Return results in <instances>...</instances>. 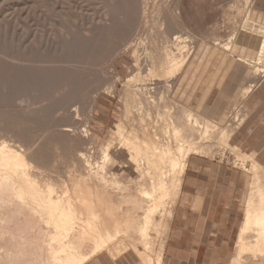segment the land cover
<instances>
[{"label": "bare ground", "instance_id": "obj_1", "mask_svg": "<svg viewBox=\"0 0 264 264\" xmlns=\"http://www.w3.org/2000/svg\"><path fill=\"white\" fill-rule=\"evenodd\" d=\"M245 1L248 6L251 5V0ZM122 3L124 4V2ZM138 3L144 5L140 7L144 8V10H142L145 15L150 3H148L147 0H142V2L140 1ZM161 5L159 8L163 7ZM169 5L168 9L172 6L171 4ZM151 6L149 8L150 10ZM155 6L152 7L154 8ZM119 7L121 6L119 5ZM109 8L107 7V9ZM129 8L132 7H128V9ZM157 10L159 9L156 8L155 11L158 12ZM160 11L159 14H161ZM109 12L110 10L106 11L104 17L109 16L110 19L111 17L114 18ZM169 13L171 15V11ZM247 14H249V12ZM144 15L142 16V21H145L143 20ZM154 15L158 17V13L154 12ZM149 16L148 14L147 17L149 18ZM147 17L145 19L149 20ZM164 18L166 17L164 16ZM247 20L245 19V21ZM110 21L113 22L112 19ZM159 21L161 20L159 19ZM146 22L144 26H146ZM155 22L152 21L153 24ZM149 23L148 25H151V22ZM158 23L157 25L159 26ZM112 24H114V22ZM154 25L156 26V24ZM161 25L164 24L161 23ZM172 25H174V23ZM162 27L163 26H161V28ZM161 28L158 29L159 32ZM163 29L164 28H162V30ZM162 30L159 34H163L164 36L165 32L162 33ZM259 30L260 29H258V31ZM182 31L183 30H180V32L176 34L174 33L175 35L173 34L172 41H169L171 39L164 40L165 38H161L163 41H160L161 43L158 42L159 45H156V41H152V37L151 41L153 45L155 43V47H152L156 49L154 50L152 48L150 52L147 51V48H143L145 51L144 53H142L143 50L140 52L139 46L141 47L143 42L135 46L130 45V43L128 44L129 46L124 47L121 53L117 52L119 50L116 51L120 53V57L124 54L130 55L128 52H130V50L132 51L131 56L135 60L134 72L137 71V74H131L127 82L123 84V91L121 90V101H123L124 104L123 117L114 125V132L111 138L103 141L99 149L93 150V148L88 146L91 138L87 133L82 134V132L81 136L79 135L81 138H78L76 134L78 139L73 137L74 130H80H77L79 123H82L80 110H82L83 104H86L83 102L85 96L82 97L80 94L77 95V92L74 93V89L71 93L69 92V89L73 88L70 85V81H68L72 78H69L71 75L70 73H72V66L66 63L70 62L71 65H73L71 61H74L73 63L78 64L79 61H75L74 58H72L71 61H67L69 59H65L66 61H59L66 66L60 65L63 66V70H65L63 74L66 72V76H64L67 80L64 81H68L69 83H64V81L62 83L61 78L63 75L60 74L62 76L60 78L61 80L56 78L58 79V83L54 81L55 79H53V81L49 80V82H55L57 85L54 87L55 84L50 83V85H53L51 86L53 89L50 90L48 88V91H53L50 92L46 98L38 99L39 102L34 98L36 101H34L35 104L30 103L31 106L34 104L33 106L40 105L41 107L45 101L48 103L49 101L51 102V99H54L51 103H55L60 100L61 95L67 96L68 98H65V100L63 98V100L61 99L62 103L56 104V108H54L55 105L54 107L50 105L52 107L51 109H55V113L48 110L52 113L49 114V116L55 114L54 117L56 118L54 121L51 118L49 119L50 121L52 120V123L50 122L51 124H41L37 130L39 133L34 138L31 137L32 134L28 131L30 129H27V133L24 132L25 130H21L25 137H28L26 135L30 134L28 137L29 139L25 138L27 140L23 141V137H19V139H22L19 140L18 136H15V132L20 126L18 123L12 126L8 125L9 123H2L5 127L7 125L14 128V126L18 125L17 130L14 128L15 131L8 128L13 131L11 134L14 133V135H10L9 130L11 138L14 136L19 141L15 140V138L13 139L15 141L9 140L10 138L6 140L5 138H7L8 135H5L6 132L4 133L2 130L4 127H1L2 129H0V132L3 131L2 133L4 135L0 134L2 136H0V139L5 136V140L0 141V264H88L95 258L101 257L104 253L116 263L123 252L129 251L132 253L131 255L139 258L143 264L163 263V254L158 255L157 253L159 252L157 251V253H155L156 256H152L148 252H142L135 245V242L132 243V240L135 239V237L139 238L140 241L144 243L146 251L149 249L150 233L156 227L155 225L157 222L154 223V218L157 212L160 213V210H163L162 212L164 214L167 212V216L170 219L172 218V211L166 210V205L172 204L173 201L167 204V200H174L175 197L173 198V196H175L177 192L180 194L182 177H184L183 175L190 156L204 154L207 151L209 152L210 148L213 149L214 147H227L229 145L227 141L232 136L234 129L240 126L244 119L243 117H234L233 125L231 126L232 130L227 129L226 132L223 131L225 133H222L220 136L217 135L219 132L215 130L213 127L214 125L209 121H200L198 116L191 113L183 115L182 117L178 114H172L174 115L172 116L170 115L171 113L168 114L169 105L165 104L164 106L163 104L162 106V103L157 101L159 93L168 94V91H170L172 87V81L174 83L173 79H176L187 67L191 54L193 53L191 52L192 49L190 50L187 48L188 37L181 34ZM152 35H154V33H152ZM159 36L161 37V35ZM147 37H145L146 40H143L144 42L147 41ZM233 37H235V35ZM68 38L70 37L68 36ZM149 40L148 38V41ZM151 41L149 42L150 44L152 43ZM68 42L70 43V41H67V43ZM78 42L80 44L84 43L82 41ZM147 42L144 43V46H146L145 44ZM189 42L191 43L190 40ZM65 43L66 42H63V45ZM190 43L188 45H190ZM63 45L61 47H66L67 44H65V46ZM69 47H71V45ZM61 49L63 50V48ZM114 49L112 51H115ZM81 51L83 52V50ZM139 52L142 53L140 55H144V60L141 59L142 57L139 55ZM4 53H6V51ZM4 53L2 55H4ZM72 53H74L73 50ZM7 55L5 57L9 58L12 56H9V53H7ZM78 55H75V58L77 56L76 60H78ZM68 56L70 57L71 55ZM17 59H19V57ZM81 59L84 61V57H81ZM141 60L145 62L144 68H149L147 70V72L149 71L148 75L153 77V79L151 78L152 83L150 85L148 83L150 79L145 83V78L141 80L142 75L140 76L141 73H138V71L144 69L142 68L143 62ZM262 60H264V40L261 43L254 64L258 65ZM23 61L24 59L22 62ZM16 62L14 64L18 69ZM41 65L43 66V64ZM48 66L52 67V65ZM44 67H46V65L43 66L42 69ZM51 67L48 68L51 69ZM36 68L37 67L34 69ZM52 68L54 69V67ZM55 68L59 69L60 67L58 65V67L56 66ZM254 70H256L254 73L256 77L263 76L264 68ZM48 72L46 71V73ZM73 77L75 76L73 75ZM46 78L48 79V76ZM258 78L259 77L254 78V80L251 81L253 84L244 88L242 92L243 97L248 96L252 92L255 88V84L259 80ZM72 79L71 81L74 82L75 78ZM134 80L136 83H134ZM47 81L45 82L47 83ZM78 89H80V87ZM81 90L82 88L79 92L81 94L86 92L85 89V92ZM107 90L111 93L113 89L107 88ZM68 94L73 95L70 98ZM163 94L162 97L164 99L165 95ZM156 95L158 97H156ZM56 97L58 99H56ZM30 99L27 98V102L28 100L33 102V99ZM24 100L22 103L26 102V99ZM20 105L22 107V104ZM50 106H48V108H50ZM32 108L33 107H28L24 110L21 108L22 110H20V112H18L20 108L14 110L18 112V116L19 113L22 116L23 113L27 112L28 109L32 110ZM145 108L149 110L153 109L157 111V114L161 111V108L162 110H168L167 113L166 111H161L163 114H166V119H162L165 123H159L157 120L160 119L149 122L148 119L152 116V111H149L151 115L149 114L150 117L147 116L149 117L148 119L144 116L148 122L144 121L142 115L148 111ZM37 110L35 108V112L33 110L32 112L36 113ZM141 110L146 111L142 113ZM30 112L31 111H28L25 115ZM140 112L142 115H140ZM155 114L154 112V115ZM161 114L162 113L159 115L163 116V114ZM145 115H148V113ZM2 117L4 116L2 115ZM152 117L151 120H154ZM136 119L139 124L135 123L137 121ZM12 122L15 123V121ZM5 129H7V127ZM21 131L19 133H21ZM31 131H33V129ZM51 133H53V136L49 135ZM47 136L51 138L48 139ZM113 139H118V143H114ZM45 143H47V146ZM42 145H45V148H42ZM245 155L246 154H244V156L242 155L243 157L240 155L241 158H239L243 162L249 157ZM249 162L250 161H246V163ZM252 162V168L250 170L254 171V175H258V178L264 177L259 176V174L264 172V167L255 160H252ZM122 164L126 165V170L124 172H122L121 169ZM63 167H66V170H63ZM171 175L175 176H172L173 180L170 178ZM179 176L181 177L180 181L177 179H180ZM254 182H256V180ZM260 183L263 184V182H259V179L256 183H253V185H256H254L255 188L253 187V193L251 191L252 195L250 194L251 197H249L250 202L247 204L248 208L245 211L244 221L238 233L237 251L233 259V264H264V185L262 187V185H259ZM258 187H260L261 190H259ZM163 213L161 215H163ZM167 216H165V218ZM166 226L168 225L165 223V228ZM159 248H162L163 251L165 249V247H161V245Z\"/></svg>", "mask_w": 264, "mask_h": 264}, {"label": "rangeland", "instance_id": "obj_2", "mask_svg": "<svg viewBox=\"0 0 264 264\" xmlns=\"http://www.w3.org/2000/svg\"><path fill=\"white\" fill-rule=\"evenodd\" d=\"M140 1L142 2V0ZM140 1L139 0H126V1L125 0L122 1L121 0L120 1L119 0H0V51L2 50L0 52L1 54L0 59L2 58L0 60V63L2 62L0 64V112H1L0 121L2 120L0 122V129L4 127V129L2 130L4 131V133L6 132L5 135L8 136L14 135V133L11 134V132H13L11 130L15 131L14 128H16L17 130L18 125H20L18 127V130L16 131L18 135L15 132L16 134L15 136H18V139L19 137L20 138L23 137L24 138L23 141H25L27 140L25 138H28L30 134H32L31 137L34 138L39 133L37 130L41 124L48 125L52 123V120L54 121L56 119L54 117L55 114H53V116L52 115L49 116V114L55 113L54 111L55 109H51V108L54 107V105H55L54 108H56L57 107L56 104L58 105L62 103L61 101L63 99L65 100V98H68L67 96L65 97L64 95H61L59 100L60 102L57 101L58 103L57 102L51 103L54 100L51 99V102L49 101L47 103V101H45L43 105H41V107L40 105L39 106L35 105L37 107L33 105L35 104L36 101L39 102L38 99L40 100L46 98L50 94V92L53 91V90L50 92L48 91L49 89L50 90L53 89L51 88V86L53 85H50L53 79H55L54 81L57 83H58L57 81L58 79L59 80L62 79L61 80L62 83L64 80H67V78L65 77L66 72L63 74V71L65 70H63V66H60L64 64H62L59 61H66L67 59H69L67 61H71L72 58H74L75 61H79L78 64L73 63L74 61H71L73 65H71L70 62L66 63L72 66V70H71L72 73H70L71 75L69 78L71 77L75 78L74 82L71 81L73 80L72 78L68 80L70 81V85L73 87L69 89V92L71 93L72 91L75 90L74 93L77 92V95L80 94L82 95V97L85 96L83 98L84 100L83 102H85L86 104H83L82 110H80L81 111L80 114L82 116L81 117L82 123H79V127L77 128V130L79 129L80 130L76 131L75 129L73 133V137L75 138L77 134L78 138H81L80 136L82 132H83L82 134L87 133L91 138L88 146L93 148V150L99 149L103 141L109 140L111 138L114 132L113 130L114 125L123 117L124 104L123 101H121L122 100L121 94L124 86L123 84L127 82V79L131 76V74L132 75L134 73L137 74V71L134 72L135 60L131 56L132 51L130 50V52H128V54L130 55L124 54L121 55L120 57L121 51L124 49L125 46H129L128 44L130 43H131L130 45L135 46L136 44L139 45L143 42L142 43L143 45L141 44V47L139 46V49L141 50L139 51L142 52L143 50L142 53H144L145 52L144 49L147 48L148 50L147 49L146 50L150 52L152 51L151 49L155 47V43L156 45H159V43H161L160 41H163L164 38H165L164 40L171 39L169 41H172L173 34L179 33L180 30H183L182 32H184V33L181 32V34L185 35V37H188L187 48H189L190 50L192 49L191 52L193 53L191 54V58L189 59L188 65L183 70V72L179 74V76L176 77V79H173L174 83L171 80L172 87L170 88V91H168V94L159 93L158 95L159 97L156 95V97H158L157 101H160V103H162V106L163 104L164 106L165 104L169 105V109H168L169 112L168 110H164V109L162 110V108L161 111L163 112L166 111V113L168 112V114L171 113L170 115L178 114L181 117L183 115H187L188 113H191L195 116H198V118H200V121L207 120L210 123H212L214 125L213 127L215 128V130L219 132L217 135L220 136L222 133L224 134L227 129L232 130L231 126L233 125L234 117L245 118L246 116L245 101L247 96L243 97L242 92L244 88L247 87L249 83H251L252 81L251 78L254 77V73L256 71L254 69L264 68V60H262L261 63L258 64L259 66L257 64H254V62H256L261 43L264 40V29H263L264 26L261 27L260 25H258L256 19L257 15L253 13V9L255 8L254 5L255 0H251V5L249 6L247 5L245 0H179V1L147 0V2L150 3V5H148L147 8L149 11L147 10L148 13L146 12L145 15L143 12L144 8H142L144 5L142 3H138ZM118 2L121 4H119ZM122 2H124V4ZM151 2H153L154 5ZM156 2L158 6L156 5ZM176 3H178L179 5ZM169 4L172 5L169 8L171 11V15L168 9V6H170ZM119 5L121 7H119ZM151 5L152 6L156 5V6L153 8ZM160 5L163 7L159 8ZM150 6H151V10L149 9ZM107 7L108 8L111 7V8L107 9ZM128 7H132V8L128 9ZM156 8L159 9L157 10L158 12L155 11ZM131 9L134 10L135 12L132 11ZM109 10H110L109 12L110 15L114 17V18L111 17L114 24H112L113 22L110 21L111 19L109 16L104 17L105 12ZM153 11L155 13H158L159 18L157 17V15H154ZM159 11L161 14H159ZM248 12L249 14H247ZM115 13L117 16L115 15ZM127 13L129 16L127 15ZM148 14L150 15L149 18L147 17ZM143 15H144L143 20L145 21H142ZM152 16L153 18L156 16L155 18L159 23L156 21L155 18L153 19ZM164 16L166 18H164ZM146 17L149 20H146L145 19ZM150 17L153 22L156 21L154 23L156 24V26L152 23ZM159 19L161 21H159ZM245 19L248 20L245 21ZM145 22H146V26H144ZM149 22H151V25H148ZM172 22L174 23V25H172L173 24ZM157 23L159 24V26L161 25V23L164 24L161 25L163 26L162 28L164 29L162 30L161 26L159 27ZM143 28L146 30H144ZM157 28L158 29L161 28L162 33L165 32L164 33L165 35L163 36V34H159L161 30L159 32ZM257 28L260 30L258 31ZM152 33H154L155 36L161 35V37L157 36L158 37L157 38L154 35H152ZM233 34L235 35V37H233L234 36ZM146 35L149 36L147 37ZM68 36L70 38H68ZM145 37H147V41L148 38L150 39L148 42L145 41L147 42L145 45L148 47L144 46L145 42L143 40L145 39ZM161 38L163 39L161 40ZM151 40L156 41L154 45ZM189 40L191 41V43L189 42ZM67 41H70V43L69 42L68 43L71 45V47H69L70 45L67 43ZM78 41L80 42L82 41L84 43L80 44ZM150 41L152 42L151 43L152 45L149 43ZM63 42H66L65 44L68 45V46L66 45L67 48L61 47L63 45ZM189 43L190 45H188ZM65 44L63 46H65ZM55 46L59 49H57ZM61 48H63V50ZM113 49L115 51H112ZM72 50L74 53H72ZM81 50H83V52ZM5 51L6 53H4ZM68 51L70 54L68 53ZM116 51L120 53H117ZM140 52L139 55L142 54ZM244 52L247 53L243 54ZM3 53L4 55H2ZM7 53H9V56L11 55L12 56L9 58L5 57ZM68 55L71 56L69 57ZM75 55H78V60H76L77 56L75 58ZM140 56L142 57L141 59L144 60V55H140ZM18 57L19 59H17ZM81 57H84V61L82 60L83 58L81 59ZM22 58L24 59L23 62H22L23 60ZM49 58L52 60L54 59L53 62L55 65L53 64L52 60H50ZM15 62L16 65L18 66V69L14 64ZM40 63L43 64V66L46 65V67L48 65H52L54 69L51 66L48 67H51L52 70L48 67L47 69L46 67L42 69L43 66ZM142 64H143L142 68H144L145 62H143ZM58 65L61 69L55 68L56 66L58 67ZM14 66L15 68L13 69ZM35 67H37L36 69L38 68L39 69L36 70L34 69ZM64 67L66 66L64 65ZM11 69H13L15 72ZM148 69H146L145 67L144 69H141L142 71L141 70L138 71V73L140 72L141 73L140 76L141 75L143 76V77L141 76V80H144L145 78V83H147L150 79V82H148L150 85L152 83L151 81L153 77L148 75L149 74V71L147 72ZM39 70L44 72H41ZM46 71L48 73H46ZM60 74L63 75V77ZM73 75L75 77H73ZM47 76L48 79L46 78ZM258 77H259L258 79L260 80L261 77L260 76ZM1 80L3 81V83ZM49 80L51 81L49 82ZM45 81H47V83ZM68 81L67 82L64 81V83H69ZM55 82L51 83V84H55L54 87L57 85ZM134 83H136V81ZM257 83L255 84V86L257 85ZM79 87L80 89L82 88L81 90L82 92L85 91L86 92L84 94L79 93L80 92V89H78ZM83 88L85 89V91ZM107 88L113 89L111 90V93L108 92ZM162 94L165 95L164 99L162 97ZM72 95L68 94L70 98L72 97ZM27 98L33 99V102H30L29 100L27 102ZM34 98L37 100L35 101ZM24 99H26V102H24L25 105L24 103H22ZM56 99L58 98L56 97ZM19 103L22 104V107ZM30 103L31 104L34 103V104L31 106ZM50 105H52V107ZM48 106H50V108H48ZM28 107L29 108L33 107L32 110L34 112H35V108L36 110L37 109L38 110L36 111V113H33L32 110L28 109V111H31L29 114L25 115L28 112L27 110H25L27 112L24 111L25 113H23L22 116L20 115V113L19 116L17 115V113L20 112V110H22L21 108H23L24 110ZM14 109L16 110L19 109V110L17 112ZM48 110L52 111V113H50V111ZM146 110L145 111L148 113V115H145L147 113L142 115V113L145 112L144 110H141L142 113L140 112L141 113L140 115H142L143 118L144 116L146 117L149 116V114L151 115L149 111H152L153 117L152 116L151 117L154 120H151V117L149 116L150 118L147 117V119L149 118L148 119L149 122H153L156 121L157 119H160L161 121L157 120L159 121V123L160 122L165 123L162 121V119L163 120L166 119L165 113L163 114V112L159 111L157 114V111H154L153 109L152 110L146 109ZM154 112L156 113L155 115ZM160 113H162L163 116H160L159 115ZM2 115L4 117H2ZM156 115L158 118L156 117ZM12 118L15 120H13ZM50 118L52 119L51 121L49 120ZM147 119L144 118V121L148 122ZM9 120L11 123L9 122ZM12 121H15V123ZM2 123L4 124L9 123L8 125L10 126L15 125L16 123H18V125L14 126V128L6 125L7 129H5L6 128L5 125ZM135 123L139 124L138 120ZM8 127L11 128V130ZM238 128L239 126L234 129L232 136L228 139L227 144L229 143V145L227 147L225 148L214 147L213 149L210 148L209 152L207 151L204 154H199V155L207 158L227 160L231 162L235 167L243 169L247 172L249 178V185L245 197L243 199V209L245 215V211L248 208L247 204H249L250 202L249 197H251L255 188L254 185H256V184L253 185V183H256L257 180L259 179V182L260 181L263 182V184L260 183L259 185L260 186L262 185L263 187L264 177L262 176H264V172L259 174V176L262 178H258V175L255 176L254 171L250 170L252 168L251 167L253 163L252 160H254L253 158H251L252 156L248 157L247 155L248 159L246 161H250L249 163H246L245 160L243 162L239 159L244 156V153H241V151L234 148L235 146L233 145L232 142V137ZM19 129L20 131L25 130L24 132L26 133L29 131L30 134L29 135L27 134L26 136L28 137H25L23 131L19 133L20 132ZM27 129L30 130L27 131ZM32 129L33 131H31ZM9 130H10V135H9ZM2 132H0V134L4 135ZM51 134L49 135L53 136V133ZM8 136L7 138H5L6 140L8 138H10L9 140H13L15 138L14 136H12L13 138H11V136L10 137ZM4 137L5 136H3V138L0 139V141L5 140ZM49 138L51 137H48V139ZM18 139L15 138V140L17 141L22 140V139L19 140ZM113 142L118 143V139H115ZM45 145L47 146V143H45ZM45 145H42V148H45L44 147ZM221 150L224 151L222 152ZM62 169L66 170V167H63ZM121 169L122 172H124L126 170V165L122 164ZM251 171L253 172V174ZM172 176L173 175H171L170 178L173 180ZM177 179L180 181L181 177L180 179L179 178ZM255 180L256 182H254ZM258 189L261 190L260 187H258ZM173 198L174 200L175 199L177 200L179 198L178 192L175 196H173ZM174 200L168 199L167 204L170 203L171 201H173L174 203ZM176 200L174 204L172 203L166 205L167 206L166 210L168 209L169 211H172L171 215H173V211L175 210V207L177 205L178 200L177 201ZM162 211L163 210H160V213L157 212V214L155 215L154 223L156 222L157 223L156 225L155 224L154 225L156 227L158 225V227L157 228L155 226L154 227L158 231L155 228H154L155 231L154 229L151 231L149 238L150 244H149V249H147V251L144 246V243L141 242L139 238L135 237V239L132 240V243L135 242V245L138 247L139 250H141L142 252H148L152 256H156L155 253H157V251L159 252L157 253L158 255L163 254L162 248L160 249L159 247L160 245L161 247H165V243L170 231L172 220L167 216V212H165L166 214H164ZM162 213L163 215H161ZM165 216L167 217L165 218ZM242 221H244V219H242ZM165 223L166 225H168L166 226V228H165ZM237 238L235 240V245L233 246L232 260L230 264H233V259L237 251ZM122 254L119 256L116 262L117 264H143L139 258H137L134 255H131L132 253H130V251L123 252ZM101 257H106L109 260H111L109 256L106 255V253L101 255ZM98 261L100 260L95 259L89 264H98L99 263ZM106 264H112V263L106 261Z\"/></svg>", "mask_w": 264, "mask_h": 264}, {"label": "crops", "instance_id": "obj_3", "mask_svg": "<svg viewBox=\"0 0 264 264\" xmlns=\"http://www.w3.org/2000/svg\"><path fill=\"white\" fill-rule=\"evenodd\" d=\"M254 5L257 23L264 26V0H255ZM245 103V120L234 133L232 142L234 148L252 156L264 167V76ZM183 176L170 220L163 263L230 264L244 219L243 199L249 185L247 172L227 160L192 155ZM95 259L100 260L98 264H106V261L116 264L106 257Z\"/></svg>", "mask_w": 264, "mask_h": 264}]
</instances>
